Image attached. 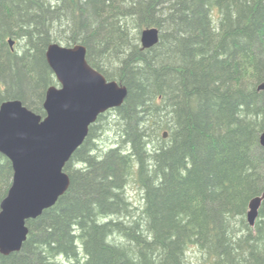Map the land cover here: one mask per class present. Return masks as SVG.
I'll return each instance as SVG.
<instances>
[{"label": "trees", "instance_id": "1", "mask_svg": "<svg viewBox=\"0 0 264 264\" xmlns=\"http://www.w3.org/2000/svg\"><path fill=\"white\" fill-rule=\"evenodd\" d=\"M147 27L159 40L142 49ZM51 42L85 45L127 95L91 124L64 166L68 189L0 264H264V200L253 226L245 217L264 192V0H0V103L44 115ZM112 124L119 139L103 151L90 140ZM11 179L0 153V201Z\"/></svg>", "mask_w": 264, "mask_h": 264}, {"label": "water", "instance_id": "2", "mask_svg": "<svg viewBox=\"0 0 264 264\" xmlns=\"http://www.w3.org/2000/svg\"><path fill=\"white\" fill-rule=\"evenodd\" d=\"M139 37L141 48H150L158 42L159 30L144 28ZM45 58L59 86L46 89L44 115L20 99L0 103V153L12 167L11 183L0 201L2 255L19 251L29 231L27 220L41 215L66 192L70 178L65 164L98 116L119 107L127 95L126 86L107 80L87 62L83 44L51 42ZM258 89H264V82ZM259 143L264 147V115ZM263 200L264 192L249 200L245 217L250 226L255 224Z\"/></svg>", "mask_w": 264, "mask_h": 264}, {"label": "rangeland", "instance_id": "3", "mask_svg": "<svg viewBox=\"0 0 264 264\" xmlns=\"http://www.w3.org/2000/svg\"><path fill=\"white\" fill-rule=\"evenodd\" d=\"M70 25H69V23L67 22V23H65L64 24V26L63 27H65L64 29H66V28H68ZM62 27V28H63ZM66 34L67 35H69V33L68 32H66ZM13 47L12 48H15V49H18V48H20V45L22 44V43H19V42H17V41H15L14 39H13ZM59 44H61V45H63V46H72V45H74V44H71V45H68L67 43H65V42H61V43H59ZM57 82V81H56ZM56 86H59V84H58V82L56 83ZM107 114V115H106ZM105 116H107V120L109 121V122H113V121H115L116 119H115V115L114 114H108V113H105ZM114 124H112L111 125V129L110 130H106V131H104V132H102V133H99V136H98V138L97 139H91L90 140V142L91 143H97L102 149H103V151L104 150H106L108 147H110L111 145H112V143H114L116 140H118L119 138L117 137V136H115V133H114V129H115V127L113 126ZM133 185V184H132ZM128 192H129V197H130V199H132V200H134V201H136V200H139L140 199V195H141V191L140 190H138L135 186L133 187V186H131V187H129L128 188ZM189 254L191 255L190 256V258L191 259H194L195 258V255H196V253L194 252V251H190L189 252Z\"/></svg>", "mask_w": 264, "mask_h": 264}, {"label": "flooded vegetation", "instance_id": "4", "mask_svg": "<svg viewBox=\"0 0 264 264\" xmlns=\"http://www.w3.org/2000/svg\"><path fill=\"white\" fill-rule=\"evenodd\" d=\"M9 39H12V38H9ZM9 39H8V40H9ZM12 40H13V39H12ZM13 42H14V41H13ZM9 46L12 48V47H13V43H12V45L9 44Z\"/></svg>", "mask_w": 264, "mask_h": 264}]
</instances>
